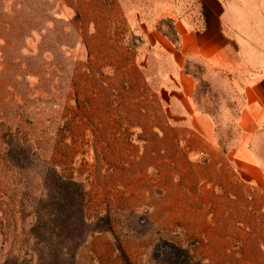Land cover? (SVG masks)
Returning <instances> with one entry per match:
<instances>
[{
  "label": "rangeland",
  "instance_id": "374dc122",
  "mask_svg": "<svg viewBox=\"0 0 264 264\" xmlns=\"http://www.w3.org/2000/svg\"><path fill=\"white\" fill-rule=\"evenodd\" d=\"M140 23L112 0H0V264H264V193L184 149ZM190 64L230 147L239 92Z\"/></svg>",
  "mask_w": 264,
  "mask_h": 264
},
{
  "label": "crops",
  "instance_id": "0c3cea01",
  "mask_svg": "<svg viewBox=\"0 0 264 264\" xmlns=\"http://www.w3.org/2000/svg\"><path fill=\"white\" fill-rule=\"evenodd\" d=\"M112 1L128 20L141 21V36L164 61L157 77L168 115L188 119L197 134L194 146H184L190 157L204 151L210 166L227 172L220 180L264 193V0ZM191 62L227 72L239 92L230 147L215 140V113L196 94Z\"/></svg>",
  "mask_w": 264,
  "mask_h": 264
}]
</instances>
